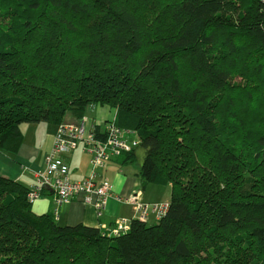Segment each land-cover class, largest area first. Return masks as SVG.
<instances>
[{
  "label": "trees",
  "instance_id": "1",
  "mask_svg": "<svg viewBox=\"0 0 264 264\" xmlns=\"http://www.w3.org/2000/svg\"><path fill=\"white\" fill-rule=\"evenodd\" d=\"M94 105L139 137L143 188L171 185L167 215L61 226L0 176V264H264V0H0V152Z\"/></svg>",
  "mask_w": 264,
  "mask_h": 264
},
{
  "label": "crops",
  "instance_id": "2",
  "mask_svg": "<svg viewBox=\"0 0 264 264\" xmlns=\"http://www.w3.org/2000/svg\"><path fill=\"white\" fill-rule=\"evenodd\" d=\"M88 117V127L98 126L104 133L105 125L116 120L117 110L108 105L90 106L85 114ZM58 126L49 123H31L21 126L23 143L16 155L0 152V176L21 183L27 189L35 185V173L45 168L47 156L54 147ZM127 138L134 140L135 135ZM134 152V151H133ZM141 155H140V154ZM91 155L79 148L66 157L71 181H83L91 170ZM144 162V153L137 148L134 155L124 154L114 159L97 172V181L108 179L113 185V195L106 208L99 213L92 205L80 201H72L60 209L58 222L61 226L87 227L110 231L117 220H136L134 204L120 202V198L139 196L145 203L163 204L171 199V185L150 184L143 188L140 168ZM163 188V189H159ZM55 195L45 191L42 197L32 204L36 215L53 213ZM170 203V202H169ZM155 222V219H151Z\"/></svg>",
  "mask_w": 264,
  "mask_h": 264
},
{
  "label": "built area",
  "instance_id": "3",
  "mask_svg": "<svg viewBox=\"0 0 264 264\" xmlns=\"http://www.w3.org/2000/svg\"><path fill=\"white\" fill-rule=\"evenodd\" d=\"M112 120L105 125L103 139L95 133L96 126L88 127V117L84 116L77 124L68 123L58 126L54 147L47 156L45 168L35 173V185L29 189L27 200L33 204L37 202L45 191L55 195L53 215L58 221L60 209L72 201H80L85 205L94 206L99 213L103 211L113 195V185L108 179L97 181V172L114 159L135 151L140 140L135 132L120 128ZM135 135L134 140L127 138ZM83 149L91 155L90 174L83 181H71L66 157L77 149ZM120 202L134 204L136 220L147 223L152 218L162 220L168 213L169 202L165 204H150L143 202L139 196L120 198ZM132 221L117 220L113 228L108 231L109 236L120 237L131 231Z\"/></svg>",
  "mask_w": 264,
  "mask_h": 264
},
{
  "label": "rangeland",
  "instance_id": "4",
  "mask_svg": "<svg viewBox=\"0 0 264 264\" xmlns=\"http://www.w3.org/2000/svg\"><path fill=\"white\" fill-rule=\"evenodd\" d=\"M70 121V120H69ZM141 150V149H140ZM140 154V153H139ZM141 155V154H140ZM159 189H163V188H159ZM170 200V199H169ZM168 202H170V201H166V202H164L163 204H165V203H168ZM151 222H152V220L151 221H149V224H151Z\"/></svg>",
  "mask_w": 264,
  "mask_h": 264
}]
</instances>
